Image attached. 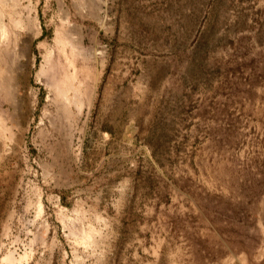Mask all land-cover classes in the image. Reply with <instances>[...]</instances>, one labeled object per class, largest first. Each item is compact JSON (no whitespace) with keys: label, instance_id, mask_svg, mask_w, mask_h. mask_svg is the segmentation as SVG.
Instances as JSON below:
<instances>
[{"label":"rangeland","instance_id":"obj_1","mask_svg":"<svg viewBox=\"0 0 264 264\" xmlns=\"http://www.w3.org/2000/svg\"><path fill=\"white\" fill-rule=\"evenodd\" d=\"M0 37V264H264V0H0Z\"/></svg>","mask_w":264,"mask_h":264},{"label":"bare ground","instance_id":"obj_2","mask_svg":"<svg viewBox=\"0 0 264 264\" xmlns=\"http://www.w3.org/2000/svg\"><path fill=\"white\" fill-rule=\"evenodd\" d=\"M2 28V27H1ZM2 37H3V34H2ZM2 37H0V38H2ZM2 40V39H1ZM3 40H4V37H3ZM0 54H1V52H0ZM1 56V55H0ZM2 57V56H1ZM3 61V60H2ZM41 71V70H40Z\"/></svg>","mask_w":264,"mask_h":264}]
</instances>
